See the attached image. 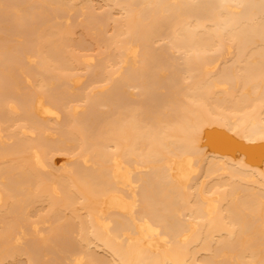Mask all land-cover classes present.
<instances>
[{
  "label": "bare ground",
  "instance_id": "bare-ground-1",
  "mask_svg": "<svg viewBox=\"0 0 264 264\" xmlns=\"http://www.w3.org/2000/svg\"><path fill=\"white\" fill-rule=\"evenodd\" d=\"M0 264H264V0H0Z\"/></svg>",
  "mask_w": 264,
  "mask_h": 264
}]
</instances>
